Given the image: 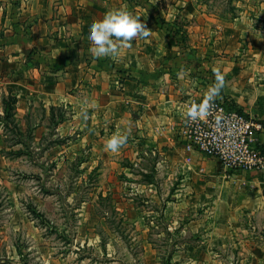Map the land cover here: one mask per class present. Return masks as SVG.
Instances as JSON below:
<instances>
[{
	"label": "crops",
	"instance_id": "crops-1",
	"mask_svg": "<svg viewBox=\"0 0 264 264\" xmlns=\"http://www.w3.org/2000/svg\"><path fill=\"white\" fill-rule=\"evenodd\" d=\"M204 5L200 0H0L2 98L11 92L17 104L40 100L45 106L72 105L83 125L98 133V142L105 141L101 134L109 127V137L116 132L128 135L125 148L136 145L137 155L146 152L157 173L126 180L137 186L127 194L146 203H164L161 209L131 208L167 221L156 235H170L168 264H192L202 247L194 243L200 235L206 237L204 246L216 247L224 246L235 226L244 232L256 230L258 225L251 219L264 213L263 173L225 172L217 158L185 149L180 131L185 101L203 96L214 83L205 70L209 67L198 58L207 47L211 52L213 39L218 42L224 37L223 30L214 35L218 32L208 24L214 20L198 11ZM122 7L145 23L151 36L132 41V47L121 49L117 57L94 58L89 51L90 25L108 10ZM178 16L188 24L187 46L178 45L163 24V20L175 23ZM232 26L237 27V36L244 35L238 30L239 22ZM213 68L224 75L223 65ZM238 71L227 82V94L239 107L249 106L245 111L264 118V106L259 108V98L250 95L255 84L246 82L247 70ZM220 93L231 100L224 89ZM259 100L264 103V97ZM261 139L264 143V132ZM141 157L135 158L136 165ZM109 195L116 194L110 191ZM152 226H156L153 221L145 230ZM141 241V264H165L154 239L146 235ZM112 259L116 263L119 257Z\"/></svg>",
	"mask_w": 264,
	"mask_h": 264
},
{
	"label": "rangeland",
	"instance_id": "rangeland-1",
	"mask_svg": "<svg viewBox=\"0 0 264 264\" xmlns=\"http://www.w3.org/2000/svg\"><path fill=\"white\" fill-rule=\"evenodd\" d=\"M200 1L206 5L198 11L214 20L208 23L210 30L218 32L216 36L222 30L224 33L222 40H212L214 48L209 52L207 47L198 58L200 63L204 61L209 67L205 70L213 81L212 65L224 66L225 86L221 90L229 98L227 82L236 78L237 70L238 74L247 70L246 82L255 84L250 95L263 99L264 0ZM236 21L240 23L238 30L245 31L241 37L232 26ZM174 22L169 25L188 34L183 18L178 16ZM220 23H224L222 28L218 27ZM251 47L259 51L251 52ZM259 99L262 108L264 103ZM241 107L242 112L264 123L256 112L245 111L249 106ZM0 110L2 114V94ZM14 112L18 130L0 126V264H141V239L146 235L154 239L168 264L172 246L166 240L170 235H156L167 221L135 209H161L164 203H146L140 196L127 194L137 186L126 180L157 173L146 152L140 150L137 155L136 145L122 147L116 153L105 151L109 127L101 134L105 141L98 142V133L91 125H83L72 105L21 101ZM140 155L136 165L135 158ZM110 191L116 195H109ZM152 221L156 226L146 231ZM251 222L260 228L244 232L235 226L224 246L206 247V237L194 238V243L202 247L197 248L192 264H264V213ZM115 256L119 257L116 263L112 259Z\"/></svg>",
	"mask_w": 264,
	"mask_h": 264
},
{
	"label": "built area",
	"instance_id": "built-area-1",
	"mask_svg": "<svg viewBox=\"0 0 264 264\" xmlns=\"http://www.w3.org/2000/svg\"><path fill=\"white\" fill-rule=\"evenodd\" d=\"M203 96H190L185 111L192 103L199 105ZM184 117L180 131L188 152H201L218 159L225 172L242 170L264 174V123L232 105L221 93L212 102L210 114L190 119ZM171 125V128H175Z\"/></svg>",
	"mask_w": 264,
	"mask_h": 264
},
{
	"label": "clouds",
	"instance_id": "clouds-1",
	"mask_svg": "<svg viewBox=\"0 0 264 264\" xmlns=\"http://www.w3.org/2000/svg\"><path fill=\"white\" fill-rule=\"evenodd\" d=\"M152 30L140 19L129 12L126 7L110 9L92 22L89 28L88 40L91 47L89 51L94 58L117 57L121 49H130L132 41L136 39H147ZM214 83L211 84L204 94V99L199 105L192 103L186 108L185 115L190 119L203 117L210 114L212 102L219 96L221 89L225 86V78L220 69H212ZM127 134L116 132L106 139L105 151L118 152L126 146Z\"/></svg>",
	"mask_w": 264,
	"mask_h": 264
},
{
	"label": "trees",
	"instance_id": "trees-1",
	"mask_svg": "<svg viewBox=\"0 0 264 264\" xmlns=\"http://www.w3.org/2000/svg\"><path fill=\"white\" fill-rule=\"evenodd\" d=\"M163 24H167L166 29L168 32L173 36L176 43L180 46H187L188 45V34L185 29H181L180 27L176 28L172 25H168V22L163 20ZM18 102L16 95H13L9 92L8 95H4L2 98V106H3V113L0 114V126L3 125L5 128L11 127L12 129H17L15 121V107ZM234 107H237L234 103H232ZM54 108V107H52ZM239 111L241 109L237 107ZM1 111V110H0ZM264 150V148H263Z\"/></svg>",
	"mask_w": 264,
	"mask_h": 264
}]
</instances>
